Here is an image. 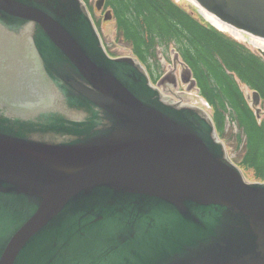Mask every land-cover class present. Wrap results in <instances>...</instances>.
<instances>
[{
	"label": "water",
	"instance_id": "1",
	"mask_svg": "<svg viewBox=\"0 0 264 264\" xmlns=\"http://www.w3.org/2000/svg\"><path fill=\"white\" fill-rule=\"evenodd\" d=\"M195 1L264 39V0ZM37 36L86 81L75 84L90 103L85 115L108 117L88 126L86 140L40 137L50 129L29 140L17 134L26 130L19 118ZM102 48L81 0H0V204L13 215L0 227V264H20L38 244L81 247L69 243L73 227L100 239L92 237V248H114L113 264H264V184L245 182L203 110L160 105L133 58L110 59ZM183 71L186 82L190 70ZM252 101L259 117L257 92ZM61 104L60 119L79 120L80 107Z\"/></svg>",
	"mask_w": 264,
	"mask_h": 264
},
{
	"label": "trees",
	"instance_id": "2",
	"mask_svg": "<svg viewBox=\"0 0 264 264\" xmlns=\"http://www.w3.org/2000/svg\"><path fill=\"white\" fill-rule=\"evenodd\" d=\"M115 20L117 36L126 42L141 61L156 58V48H173L191 69L200 94L212 108V119L220 135L225 119L235 122L240 130L235 147L240 149L239 164L251 170L254 179L264 178V122H258L240 84L260 95L264 108V60L229 35L206 23L187 3L174 0H105ZM206 16V15H205ZM7 209V210H6ZM10 211L12 209L10 208ZM13 218L8 207L0 204V227ZM76 220H73L75 222ZM85 222V221H83ZM102 226V225H97ZM66 228V229H65ZM65 229L61 237L68 238ZM72 231L68 248L62 246L28 249L20 264H113L114 248H102L87 228ZM180 229L189 234V227ZM81 232H85L81 236ZM1 238V233H0ZM66 241V240H65Z\"/></svg>",
	"mask_w": 264,
	"mask_h": 264
},
{
	"label": "flooded vegetation",
	"instance_id": "3",
	"mask_svg": "<svg viewBox=\"0 0 264 264\" xmlns=\"http://www.w3.org/2000/svg\"><path fill=\"white\" fill-rule=\"evenodd\" d=\"M86 7L93 22L97 24V15L91 7L87 5ZM36 38V47L33 45V50L38 53L39 57H36L34 71L27 74L29 76L26 78L29 81L28 91L24 96V104H22L24 118H19L27 125L23 134L20 130L17 134L21 135L20 137L23 139L29 140L37 129H50L49 132L45 130L40 137H47L53 142L72 144L86 140L87 136L90 137L88 126H98L108 120V117H104L98 112H94L91 117L85 115L86 110L91 108L90 103L83 100L82 96L77 93L75 84L81 83L85 86L86 81L47 37L37 36ZM160 82L164 90H169L171 85L175 84L171 73H167ZM58 102L59 104L62 102V106L66 104L80 107L81 117L79 120L60 119L61 113L55 106ZM94 119L96 120L95 124ZM110 120L111 118H109ZM5 130L8 131L9 127H6ZM17 134L14 133V135Z\"/></svg>",
	"mask_w": 264,
	"mask_h": 264
},
{
	"label": "rangeland",
	"instance_id": "4",
	"mask_svg": "<svg viewBox=\"0 0 264 264\" xmlns=\"http://www.w3.org/2000/svg\"><path fill=\"white\" fill-rule=\"evenodd\" d=\"M91 3L94 2V0H89ZM210 21L211 19L209 17H207ZM213 24L214 22L211 21ZM221 29H228L232 32H234L236 35L240 36L239 32L235 31L234 29H230L228 27L222 28L219 27ZM101 31V33H100ZM100 31L96 29V32L99 36L100 39V43L102 45V47L104 48V50L109 53V55H124V54H130V49L123 43H121L120 41H117L116 35H115V27H114V23L111 20L110 22H101V28ZM262 43V42H261ZM258 45V43H256ZM249 47H251V49L256 50V48L253 47V45L248 44ZM157 57L160 63V69H159V73H161L162 71H165L168 66L166 65V62L164 60L167 59L168 61H174V51L172 49L170 50H164L161 48H158L157 50ZM245 93L247 94V96L249 97L250 93L248 91H245ZM183 100L186 103L189 104H197L200 105V99L197 97L195 92H192L190 94H184L183 95ZM225 135H224V139L223 142L226 145V155L227 157L232 160L235 164L238 163L239 161V155L241 153V151L237 150L234 147V142H233V134H235L237 132V128L235 127V125L230 124L228 121L226 123V130H225ZM247 181H253V175L251 173V171H244Z\"/></svg>",
	"mask_w": 264,
	"mask_h": 264
},
{
	"label": "bare ground",
	"instance_id": "5",
	"mask_svg": "<svg viewBox=\"0 0 264 264\" xmlns=\"http://www.w3.org/2000/svg\"><path fill=\"white\" fill-rule=\"evenodd\" d=\"M204 14L206 15V17H209V18L211 19V21H213L214 24H215L217 27H222V28L228 27V26H226V25L220 23L218 20H216L214 17H212L211 15L207 14L206 12H204ZM228 28H230V27H228ZM230 29H232V28H230ZM258 45H259V46H262V45L264 46V42H262V43H258Z\"/></svg>",
	"mask_w": 264,
	"mask_h": 264
}]
</instances>
